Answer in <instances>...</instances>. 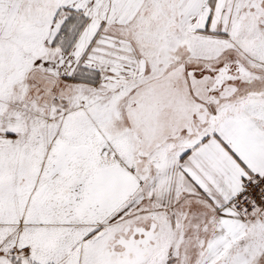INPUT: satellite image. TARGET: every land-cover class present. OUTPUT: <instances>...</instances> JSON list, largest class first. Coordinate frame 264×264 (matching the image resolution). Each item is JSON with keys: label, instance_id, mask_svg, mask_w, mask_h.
I'll return each instance as SVG.
<instances>
[{"label": "snow or ice", "instance_id": "6c2138e0", "mask_svg": "<svg viewBox=\"0 0 264 264\" xmlns=\"http://www.w3.org/2000/svg\"><path fill=\"white\" fill-rule=\"evenodd\" d=\"M0 264H264V0H0Z\"/></svg>", "mask_w": 264, "mask_h": 264}]
</instances>
